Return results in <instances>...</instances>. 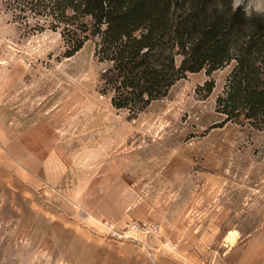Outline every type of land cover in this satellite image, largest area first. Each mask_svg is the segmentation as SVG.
Masks as SVG:
<instances>
[{"label": "rangeland", "instance_id": "obj_1", "mask_svg": "<svg viewBox=\"0 0 264 264\" xmlns=\"http://www.w3.org/2000/svg\"><path fill=\"white\" fill-rule=\"evenodd\" d=\"M53 1L0 0V264H264V129L217 108L234 61L134 115L95 42L65 57L75 19ZM133 222L158 236L109 230Z\"/></svg>", "mask_w": 264, "mask_h": 264}, {"label": "trees", "instance_id": "obj_2", "mask_svg": "<svg viewBox=\"0 0 264 264\" xmlns=\"http://www.w3.org/2000/svg\"><path fill=\"white\" fill-rule=\"evenodd\" d=\"M53 6L75 19L78 37L65 57L95 42L115 108L136 115L187 73L209 75L233 60L218 111L226 121L264 129V16L247 14L233 0H54Z\"/></svg>", "mask_w": 264, "mask_h": 264}, {"label": "built area", "instance_id": "obj_3", "mask_svg": "<svg viewBox=\"0 0 264 264\" xmlns=\"http://www.w3.org/2000/svg\"><path fill=\"white\" fill-rule=\"evenodd\" d=\"M109 230L112 232V235L119 239H131L138 238L140 235L157 237L159 234V227L153 223H141L133 222L127 225L120 231H117L113 226L109 227ZM164 245L167 246L169 243L166 241Z\"/></svg>", "mask_w": 264, "mask_h": 264}]
</instances>
